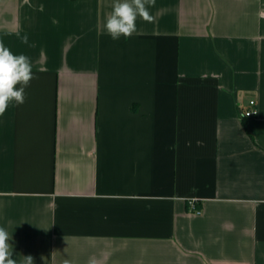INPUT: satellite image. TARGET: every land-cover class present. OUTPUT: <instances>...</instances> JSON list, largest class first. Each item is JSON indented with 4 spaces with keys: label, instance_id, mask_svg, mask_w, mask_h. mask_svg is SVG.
<instances>
[{
    "label": "crops",
    "instance_id": "0c3cea01",
    "mask_svg": "<svg viewBox=\"0 0 264 264\" xmlns=\"http://www.w3.org/2000/svg\"><path fill=\"white\" fill-rule=\"evenodd\" d=\"M115 2L0 0L33 72L0 116L13 259L264 264V0H156L113 40Z\"/></svg>",
    "mask_w": 264,
    "mask_h": 264
},
{
    "label": "clouds",
    "instance_id": "9594fccd",
    "mask_svg": "<svg viewBox=\"0 0 264 264\" xmlns=\"http://www.w3.org/2000/svg\"><path fill=\"white\" fill-rule=\"evenodd\" d=\"M156 0H116L111 13L106 17L105 29L113 40L121 36L131 37L137 30L136 20L141 18L145 22L153 23L155 17L151 15L149 6H155ZM23 43H28L25 35ZM33 79L30 58L24 54H14L0 41V116H3L8 106L15 102L21 105L25 102V88ZM19 85V87H17ZM9 233L0 227V264H17L13 259V251L9 245ZM24 264H33V257H24ZM64 264H72L65 260ZM87 264H100L91 257Z\"/></svg>",
    "mask_w": 264,
    "mask_h": 264
},
{
    "label": "built area",
    "instance_id": "2783aa9c",
    "mask_svg": "<svg viewBox=\"0 0 264 264\" xmlns=\"http://www.w3.org/2000/svg\"><path fill=\"white\" fill-rule=\"evenodd\" d=\"M242 113L245 117H252V116L258 115L259 109L257 107L256 101L254 99L250 100V107L244 110ZM190 204L193 210H196L197 212H199V210L196 207L195 200H191Z\"/></svg>",
    "mask_w": 264,
    "mask_h": 264
}]
</instances>
